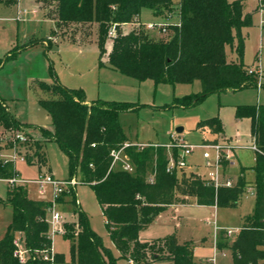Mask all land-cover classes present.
<instances>
[{
  "label": "trees",
  "instance_id": "1",
  "mask_svg": "<svg viewBox=\"0 0 264 264\" xmlns=\"http://www.w3.org/2000/svg\"><path fill=\"white\" fill-rule=\"evenodd\" d=\"M16 2L0 0L7 5ZM39 2L43 4L45 16L55 21L56 30L52 31V36L62 30L64 38L69 29H73L88 39L97 24L96 43L101 68L119 71L138 81L150 79L156 85H190L199 81L200 92L176 98V105L190 107L213 93L259 87L256 75L249 73L243 60L242 30L253 25L254 14L259 11L257 6L254 12L247 13L246 0ZM144 10L162 18L179 13L181 25L170 27L166 34L156 37L139 25ZM126 24L135 28L125 33L120 26ZM113 25H116V37L110 35ZM236 39L238 58L229 60L227 50L234 48ZM41 42L35 40L31 44ZM15 55L16 51H13L9 56L1 57L0 68ZM49 71L55 75L51 64ZM35 82L47 95L39 100V104L51 118L53 128L39 127L40 140L31 145H28L29 139L24 144L9 140L11 148L25 153L23 148L28 147L41 166L47 163L45 142L55 140L69 160L72 175L80 170L84 182L94 188L107 229L121 257L133 261V264H198L192 246L178 243L174 234L145 240L140 238V233L159 214L160 208L192 204V197L200 206L237 207L249 185L245 168L241 169L236 185L216 190L207 179L195 173H184L181 177L176 172L168 174L165 149L141 150L132 146L125 148V152L130 156L135 172L120 168L113 170L112 150L129 143L119 116L136 111L140 105L102 99L88 103L83 89H71L58 81L48 83L36 79ZM236 118L250 120L253 138L250 146L255 145L258 149L253 166L256 204L254 212L245 217L232 245L220 243L218 248H230L234 264H264V105L238 106ZM25 128L0 95V130L14 137L16 131L24 132ZM198 129L215 134L224 132L217 116L199 122ZM209 144L205 142L203 145ZM2 150L0 141V180L18 178L15 163L4 158ZM227 165L224 162L223 166ZM154 174L155 182L151 184L149 178ZM67 195L70 196L68 203L74 218L64 221L62 228L64 237L71 242L72 263L115 264L113 260L105 259L101 239L90 227L87 214L77 202L75 190L62 194L59 202ZM8 202L14 218L0 240V264H50L52 261L66 264L65 256L53 249L48 221L51 202L32 199L27 185L21 184H11ZM18 234L29 251L24 262L17 255L15 241Z\"/></svg>",
  "mask_w": 264,
  "mask_h": 264
},
{
  "label": "rangeland",
  "instance_id": "2",
  "mask_svg": "<svg viewBox=\"0 0 264 264\" xmlns=\"http://www.w3.org/2000/svg\"><path fill=\"white\" fill-rule=\"evenodd\" d=\"M172 1L177 3L180 0ZM245 4L247 13L254 12L258 5L257 0H246ZM10 6V8L0 7V13H17L18 9L26 13H35L34 10L38 9V13H43L41 8L43 4L39 3V0H17L16 4ZM262 17L264 18V14H254L253 25L242 30L244 63L248 68L255 69L259 65L262 67L263 78L261 86L239 91L213 93L198 104L190 107L176 105L175 99L199 93L201 90L199 81L190 85H156L150 79L138 81L119 71L99 67V50L96 43L97 24L93 26L88 39L82 36L79 31L69 29L67 38L64 37L65 39L63 38L53 43V47L48 53V66L50 64L53 65L54 76L49 71V77L44 78V75H42L44 73L38 61L35 62L34 67L32 66L36 74L34 78L37 80H43L48 83L58 81L71 89H83L89 102L102 99L140 105L136 111L124 112L119 116V122L129 141L134 144H166L181 138L189 144L201 145L186 158L188 167L190 166L192 169L199 168L201 173L209 172L205 165L203 154L209 152L214 155L213 148L202 147L205 142L229 141L238 146L235 151L236 157L230 166L229 173L232 180L237 181L241 175V169L245 168V179L249 185L243 192L237 207L215 208L214 206H198L195 201L194 204L189 206H166L160 208L159 214L156 215L143 232L144 237L153 239L164 238L174 234L178 243H187L192 246L194 259L199 262L198 264H206L205 262L208 264L207 260L214 257L212 245L214 243L215 227L219 230L235 231V234L230 238V242H222L232 245L237 237L236 232L242 226L245 217L251 215L255 210L256 190L253 182L256 175L253 166L256 163V152L249 146L252 142L251 122L249 119L238 121L236 110L238 106L243 105H264V23ZM175 19H177V16ZM158 20L160 19L153 12L144 10L140 22L146 24ZM40 21L39 26H33L38 32H41L43 25L45 27L49 25L47 22ZM17 25H20L18 42L15 41L16 36L11 37L12 35L3 33L0 27V56L6 54L15 45H21L24 42L23 36L26 33V28H24L23 19L19 23L15 22L12 25L15 35L17 34ZM134 28L135 26L130 24L120 26V29L125 33H129ZM61 31L59 30L56 38H62ZM149 33L156 37L163 35L153 32ZM114 36L116 37V34ZM237 46L238 40L236 39L234 48H228L227 50L229 60H237ZM14 77L10 81L7 80V83H9L8 91L12 96L7 102L11 112L26 126L24 132L31 140L28 145H31V143L40 140L39 135H41V132L38 129L39 127L49 130L53 128L51 118L39 104V100L46 98L47 95L38 88L35 80L27 79L23 73ZM256 79L259 84V77L256 76ZM215 116L219 117L223 124V133L215 134L210 130L198 129L199 122ZM178 128H183V131L178 133ZM5 133L0 130V136L9 135V133ZM172 135L175 139H172ZM1 142L3 144V156L9 160H14L15 153L11 148L10 141ZM23 151L25 152L23 153L25 159L21 160L20 157L15 159L18 178L27 181L25 185H27L32 199L50 201L52 199L51 188L48 187L47 193L42 195L37 184L33 181L42 176H51L59 181H70L74 175L71 173L66 154L55 140L47 141L45 142L47 163L40 166L34 153L32 154L28 147L23 148ZM27 152H29L28 155L26 154ZM120 166L121 163H118L116 168ZM73 179L77 183L69 187L67 194H69L70 190H75L77 202L87 214L90 227L101 239L102 252L105 259L107 261L113 260L115 264H130L127 259L120 256L113 244L94 188L84 182L80 170ZM10 188L11 183L9 181L0 180V240L6 235L14 218L12 206L8 202ZM69 200V195L65 196V198L62 197L57 205L64 220L68 222L74 218L71 206L68 203ZM16 239L20 241L22 246L24 245L21 242V234H18ZM53 249L56 253L65 256L66 264H74L71 261V242L64 237L63 233L58 232L53 236ZM218 254L217 264H234L233 252L230 248L222 249ZM27 255L28 253H26V257Z\"/></svg>",
  "mask_w": 264,
  "mask_h": 264
},
{
  "label": "built area",
  "instance_id": "3",
  "mask_svg": "<svg viewBox=\"0 0 264 264\" xmlns=\"http://www.w3.org/2000/svg\"><path fill=\"white\" fill-rule=\"evenodd\" d=\"M263 0H257L258 8L261 15L264 14V3ZM177 16V19L175 17ZM263 19V17H262ZM264 23V19L262 20ZM139 25L143 26L145 29H147L149 32L157 33V34H166L170 27L173 26H180V17L179 13H172L167 18H164L162 21H155V22H149V23H140ZM116 25H114L110 30V35L114 36L116 34ZM249 73L252 75H256L259 77V87L261 86V80L263 78V69L259 65L257 68H249ZM172 139H175V137L172 135ZM28 135L23 131H16V134L14 137L12 135H1L0 141H11L14 144H24L28 142ZM136 146L139 149L143 150L145 148H155V149H165L167 152V159L168 163L166 166V172L168 174L178 173L180 171H184L188 168V163L186 162L187 156L193 153V151L200 147L201 145H192L187 143L184 139H175L174 141L166 144H152V143H125L124 146L120 149H113L112 150V169H118L117 164L121 163L120 169H123L126 172L134 173L135 172V166L130 159V156L125 152V148ZM203 148H213L214 149V155H212L209 152H205L203 154L205 159V165L209 169V172L207 174V180L215 187L216 190H218L220 187H232L233 183L230 179L224 180V174H223V164L224 162H231V160L234 157V151L238 148L237 145H234L230 142L228 143H212L210 145H202ZM251 149H254L257 152V147L255 145L250 146ZM13 151L15 153L14 157L15 159L17 157H20L21 160L25 159V156L23 153L17 151L13 148ZM176 153V155H175ZM3 156V155H2ZM4 157V156H3ZM5 158V157H4ZM7 159V158H6ZM14 160H9L13 163H15ZM9 181L12 185L13 184H21L25 185L27 181L14 178L9 179ZM35 184H37L38 189L42 195L47 193V188L50 187L52 190V199L50 200L51 206L49 208V224H50V232L52 237L57 234L58 232L63 233L64 230L62 228V223L65 221L62 213L57 208V205L59 203V198L62 194L68 191L70 186L75 185L77 182L75 179H72L70 181H59L54 179L51 176L46 177H40L33 181ZM149 182L153 184L155 182V174L152 175L149 178ZM217 230V228H216ZM226 236L231 237L235 231L233 230H226ZM216 237V235H215ZM22 242V241H21ZM17 246V255L20 259V261L24 262L26 260V253H29V251L23 247L19 240L16 239L15 241ZM23 243V242H22ZM217 242H215V254L212 259L208 261V264H217ZM47 258V257H46ZM130 264H133V261H129ZM50 264H55L54 261H52Z\"/></svg>",
  "mask_w": 264,
  "mask_h": 264
},
{
  "label": "crops",
  "instance_id": "4",
  "mask_svg": "<svg viewBox=\"0 0 264 264\" xmlns=\"http://www.w3.org/2000/svg\"><path fill=\"white\" fill-rule=\"evenodd\" d=\"M0 7L10 8L11 6L7 5L5 3H0ZM41 8L43 10V13H38V9L34 10L35 13H26L25 11L23 12L22 10H19V9H18L17 13H0V27L3 30V33L8 34V35H12L11 37L16 36L15 37L16 42H18V40H19L20 25H17V34L16 35L13 31L12 25L15 22L19 23V21L23 19V21L25 23L24 28H26V33L23 36L24 42L21 43V45H19V44L15 45V47L8 50L6 54H4L3 56H0V58L5 57V56H9L13 51H16V55L13 58H11L10 60H8L0 68V95L6 101H8V99H10V97H12L10 92L8 91V84L9 83H7V80L10 81L11 79L15 78L14 77L15 75H17V74L19 75L20 73H23L27 79L36 80V78H34L36 76V74L33 70L34 68L32 69V66L33 67L35 66L36 61H38V64L40 65L42 72L44 73V74H42V75H44L43 77L47 78L50 75L49 74V66H48L49 50L52 49L54 42H58L59 40L63 39V37L60 39L56 38V36L59 33L56 36H52V31L56 30L55 21L50 19V18H47L45 16L44 7H41ZM158 18L160 19L158 21L164 20V18H162V19H161V17H158ZM39 20H41L40 22H47V24H49L48 27H45V25H43L41 32H38L36 29H34L35 25L39 26ZM36 23H38V24H36ZM44 35H46V36H44ZM65 38H67V37H65ZM35 40L36 41L40 40L42 42L39 44H31V42L35 41ZM88 103H90V102L88 101ZM7 104H8V102H7ZM244 119H247V118H244ZM237 120L240 121L243 119H237ZM252 140H253V138H252ZM228 142L217 141L216 143H228ZM129 143H132V142L129 141ZM143 144H145V143H143ZM210 144H212V143H210ZM250 145H252V142ZM235 151H234V157L231 160V162L229 163L226 161L228 163V165L223 167V174H224L223 179L224 180L230 179L233 183V186L236 185L238 180L237 181L232 180L231 175L229 173V169L233 163V160L236 157ZM256 154H257V152H256ZM203 158H204V156H203ZM184 173H186L187 175H189L191 173H195V174L199 175L200 177H202L203 179H207V174H208V172L207 173H201V170L199 168L192 169L190 166L186 170L178 172L179 177H181ZM192 201H193L192 204H194L193 198H192ZM192 204H189V205H192ZM189 205H184V206H189ZM172 206H174V205H172ZM198 206H200V205H198ZM214 207L217 208L216 206H214ZM144 231H142L140 233L141 239H145V240L146 239H148V240L153 239V238L144 237L143 236ZM219 231H220V233H219ZM225 231L226 230H219V229L216 230V227L214 229V241H213L214 243L212 245V247L214 249V254L216 252V250L214 248L215 242H217L218 245L222 242H230V240H231L230 238L235 234L234 233L231 237H227ZM238 232H239V229L237 230L236 233L238 234ZM215 235H216V237H215ZM224 249H226V248H224ZM217 250L220 253L221 250L218 248V246H217ZM218 252H217V257L219 255ZM209 260H207V261H209ZM197 263H199V262H197ZM205 263L207 264V262H205Z\"/></svg>",
  "mask_w": 264,
  "mask_h": 264
},
{
  "label": "water",
  "instance_id": "5",
  "mask_svg": "<svg viewBox=\"0 0 264 264\" xmlns=\"http://www.w3.org/2000/svg\"><path fill=\"white\" fill-rule=\"evenodd\" d=\"M182 131H183V128H178V129H177V132H178V133H181Z\"/></svg>",
  "mask_w": 264,
  "mask_h": 264
}]
</instances>
